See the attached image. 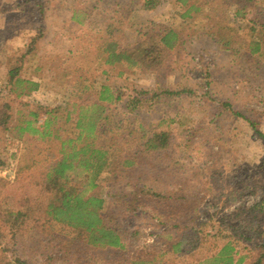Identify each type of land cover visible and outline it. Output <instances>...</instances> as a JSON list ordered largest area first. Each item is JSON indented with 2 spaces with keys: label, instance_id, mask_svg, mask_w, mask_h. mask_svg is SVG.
I'll list each match as a JSON object with an SVG mask.
<instances>
[{
  "label": "rangeland",
  "instance_id": "rangeland-1",
  "mask_svg": "<svg viewBox=\"0 0 264 264\" xmlns=\"http://www.w3.org/2000/svg\"><path fill=\"white\" fill-rule=\"evenodd\" d=\"M44 1L47 0H0V117L6 112L10 116L7 128L0 126V179L3 180L0 210L25 211V194L40 184V178L25 180V175L42 171V176L45 166L60 157L59 141L45 145L43 141L31 139V143L37 144L30 146V142L25 143V134L20 137L18 127L34 103L53 107L62 101L83 97L99 102L105 86L115 94L121 91L122 96V101L113 105L110 128L122 118L135 117L146 127L167 131L171 144L168 153L157 160L155 179L153 166L139 170L145 171L144 177L152 175L151 181L145 179L140 184L156 193L157 217L151 208L135 215L129 210L124 212L127 200L123 198L138 180L133 178L138 176L135 173L114 167L98 180L97 194L106 205L102 213L127 233V247L84 250L86 246L74 240L72 230L56 222L46 224L53 236L42 232L35 236L39 232L34 225L41 226L46 221L42 211H35L27 221L33 224L27 238L20 239L13 247V243L6 244L8 237L3 240V247L18 249L31 264H130L136 259L164 264L156 259L157 252L165 239L170 244L178 238L192 242L181 254L163 257L164 260L174 264H199L230 241L239 251L236 259L244 256L241 264H250L256 244L264 241V213L260 208L252 210L264 198V144L248 122L250 119L256 123L264 134V56H251L247 49L238 46L236 50H226L206 37L203 34L207 30L203 26L207 22L206 6L202 11L192 12L194 20L181 18L187 7L208 0H190L187 6L178 0H160L154 10L144 8L145 0H50L47 13L42 15L38 5H44ZM131 1L136 5L120 38L121 47L132 46L139 30L145 27L150 36L144 40L158 39L163 31L170 30L179 32L183 42L173 51L166 50L163 64L155 69L135 68L119 77L120 68L113 67L103 75L97 69L93 44L114 15L119 18L120 12L121 15L128 13ZM228 1L230 9L222 12L227 25L236 28L244 21L255 31L264 33L261 27L264 26V0L248 2L243 19L236 18L233 12L242 0ZM76 6L91 12L88 25L82 29L70 22ZM217 16L216 21L221 22V15ZM42 25L45 38L37 61L26 70L24 59L21 73L29 79L41 78L43 89L30 98L18 97V94L8 97L7 89L3 90L8 62L20 65L18 60L25 53L22 48ZM249 39L240 38L246 45ZM135 90L150 92L145 97L152 94L156 97L151 102H143V97L131 115L122 114L126 103L135 97ZM5 103L8 109L4 108ZM120 125L125 127L126 123L120 122ZM126 138L129 136L125 128L113 139L121 142L125 157L136 150ZM153 204L152 201V208ZM150 216L157 218L156 226L154 222L149 223ZM160 217L169 224L164 225ZM171 224H177L178 228L171 229ZM133 233L137 235L132 237ZM59 237L73 239L71 246L62 249ZM9 261L3 258L0 248V264H9Z\"/></svg>",
  "mask_w": 264,
  "mask_h": 264
},
{
  "label": "trees",
  "instance_id": "trees-1",
  "mask_svg": "<svg viewBox=\"0 0 264 264\" xmlns=\"http://www.w3.org/2000/svg\"><path fill=\"white\" fill-rule=\"evenodd\" d=\"M49 1H44V5H38L40 8L39 13L42 15L47 13L46 9ZM178 2L187 6L190 0H178ZM248 2H251V0H242L239 3L237 9L233 11L236 18L241 17L243 19L245 17ZM159 3L160 0H145L143 6L147 10H154ZM221 3L223 4L221 5ZM228 3V0H208L198 6L191 5L181 14V18L189 21L194 20L195 13L192 12L202 11L206 6V9H208L205 16L207 22L203 24L207 29L206 33H203L206 37L220 43L226 50H236L235 48L238 46L240 49H247L251 56H264V33L262 31H255L253 27H250L244 21H241L236 28L227 25L226 21L224 22L227 18L225 13L222 12H227L230 9ZM135 5L136 2L131 1L129 2L128 13H122L121 15L119 11V18L114 15L115 17L111 18L104 33L93 44V51L96 52V61H98L97 69L101 70L100 73L103 75L107 74L108 69L113 67L120 68L119 77L135 68L155 69L163 64L166 50L173 51L183 42H181L179 32L170 30L163 31L158 39L151 37L144 40L150 36L147 34L148 28L145 27L143 30H139L137 41L132 46L121 47L120 38L123 37L124 27ZM219 14L221 15V22L216 21ZM90 17L91 12L81 6H76L71 13V21L74 26L81 29L88 25ZM149 25H151V22ZM261 27L264 26L261 25ZM241 37H250L247 45L246 42H241ZM44 38L45 26L42 25L38 33L31 37L22 48L25 53L18 60L21 61L20 65H12V61L9 60L7 83L3 87V90L7 89L5 92L8 91V97L18 94V97L29 98L33 92L40 91L42 84L35 79L22 76L21 71L23 70L24 59L26 70L34 66L41 47L40 44ZM84 83L85 81L81 82L82 85ZM84 89L87 90V87H84ZM120 92L118 91L115 94L110 92L108 87L103 86L98 99L99 102L83 97L78 98L79 100L62 101L53 107L34 103L30 107L29 113L25 114V120L18 127L20 137L22 138V135L25 134V143L32 141L31 139L43 141L45 145H50L53 141H59L61 149L59 152L60 157L45 166L42 176H40L42 171L25 175V180L40 178V184H37L30 193L25 194V211H15L16 209L0 210V248L3 252V258L10 260L9 264H31L26 256L22 257L20 255L18 249L14 250L11 246L3 247V240L10 237L6 244L13 243L12 246L15 247L20 239L27 238L33 228V224L31 225L27 221H30L35 211H42L41 213H44L46 220L43 222L45 224L41 226L34 225V228L39 232L35 236L39 235L40 232L47 234V236H53L46 224L56 222L70 228L74 240L80 241L86 246L84 250L89 248L106 251L127 247V233L117 228L113 220L103 215L102 210L106 208L105 201L97 194L99 178L106 171L113 170L114 167L126 171V173L131 171L138 175L133 177L134 179L138 177L136 186H132L130 193L123 198L127 200L123 208L124 212L129 210L132 213L131 215H135L141 214L142 210L151 208L157 217L158 201L156 200V193L140 184L145 179L151 181L152 175L144 177L145 171L140 172L139 170L144 166H149V169L153 166L154 179L157 177V160L168 153L171 144L170 135L167 131L146 127L142 124L143 121L135 117L128 120L122 118L115 124L114 128H110L109 121L114 115V112L111 111L115 110L112 109L113 105L115 106V103L122 101ZM135 93V97H131L126 103V109L122 114L131 115L137 109V106H140L141 98L150 94V92L143 90H135ZM155 97L156 95L152 94V97H145L142 101L151 102ZM4 108H9L7 103H5ZM236 115L243 117L240 113H236ZM9 119L10 116L7 112L5 115L3 114L0 117V126L6 129ZM120 122L126 123V126H121ZM248 122L252 126L255 135L264 144V134L257 128L256 123L250 119ZM125 128L128 130L129 136L126 139L136 147V150L128 154L127 157L122 155L123 148L119 145L121 142L113 141L116 134H121ZM66 133L70 134L66 135ZM122 135L125 137L124 134ZM36 144L30 142L29 145L35 146ZM142 160L149 163L145 164L143 161V164H141ZM2 182L3 180L0 179V184ZM117 198L121 197L117 196ZM152 201L154 202L153 208ZM256 208H260L261 213H264V198L252 210L254 211ZM156 217L152 218L150 216L149 223L154 222L156 226ZM160 219L164 220V225L169 224V221L164 217H160ZM170 228L177 229L178 225L171 224ZM167 230L164 232H167ZM181 230L184 231L182 228ZM135 235L137 233H133L131 236L134 237ZM262 236L264 237V231ZM165 237L161 235V238L165 239ZM57 240L62 249L70 247L73 242V239L69 240L63 237H59ZM191 242L189 239L185 241L177 238L169 244V240L166 241L165 239L164 246L157 252L158 258L156 259L160 263L174 264L172 261H165L163 257L181 254L184 248L190 246ZM35 248L38 249V247ZM254 249L255 255H253V258L251 257L250 264H264V241L257 243ZM238 254L239 251H236V248L228 241L216 254L199 264H233L235 260H237V264H241L246 257L241 256L236 259ZM130 264L155 263L136 259L131 261Z\"/></svg>",
  "mask_w": 264,
  "mask_h": 264
},
{
  "label": "crops",
  "instance_id": "crops-1",
  "mask_svg": "<svg viewBox=\"0 0 264 264\" xmlns=\"http://www.w3.org/2000/svg\"><path fill=\"white\" fill-rule=\"evenodd\" d=\"M70 22H72V21H71V16H70ZM72 24H74V23L72 22ZM30 38H31V37H29L28 40H29ZM28 40H27V41H28ZM12 47H13V46H12ZM12 47H11V48H12ZM51 53H52V52H51ZM52 54H53V53H52ZM0 61H1V60H0ZM1 65H2V62H1ZM35 80L39 81V82L42 84V87H41V89H40V91H41V90L43 89V86H44V85H43V81L41 80V78H40V79H35ZM40 91H38V92H40ZM33 93H37V92H33ZM29 98H30V97H29Z\"/></svg>",
  "mask_w": 264,
  "mask_h": 264
}]
</instances>
